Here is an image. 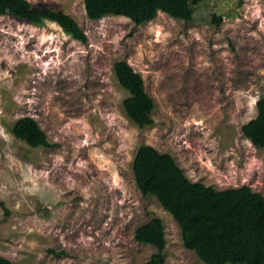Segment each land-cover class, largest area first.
<instances>
[{"label":"rangeland","instance_id":"374dc122","mask_svg":"<svg viewBox=\"0 0 264 264\" xmlns=\"http://www.w3.org/2000/svg\"><path fill=\"white\" fill-rule=\"evenodd\" d=\"M28 1L70 15L88 40L0 16V254L12 264H147L156 249L135 233L159 218L167 264H204L173 216L140 192L133 160L150 145L194 183L264 197V149L241 131L264 99V0H202L192 21L159 12L143 25L92 21L84 0ZM119 61L143 77L152 127L125 115ZM22 117L53 147L17 139L10 129Z\"/></svg>","mask_w":264,"mask_h":264},{"label":"trees","instance_id":"16d2710c","mask_svg":"<svg viewBox=\"0 0 264 264\" xmlns=\"http://www.w3.org/2000/svg\"><path fill=\"white\" fill-rule=\"evenodd\" d=\"M202 0H84L87 17H126L146 24L159 12L185 22L192 21L193 6ZM0 16H10L37 26L56 23L72 39L87 43L80 25L61 11L35 8L28 0H0ZM216 24L221 18L214 17ZM115 77L129 97L123 102L127 118L139 128L152 127L155 101L147 93L141 74L126 61L116 62ZM257 116L242 126L244 137L264 149V99L257 102ZM11 133L32 148H51L46 133L32 117H22ZM135 182L144 196H154L178 223L183 245L204 264H264V197L250 186L217 191L192 182L176 160L150 145H142L133 160ZM140 244L156 249L147 264H167L166 233L161 219L154 218L135 233ZM0 264L12 262L0 254Z\"/></svg>","mask_w":264,"mask_h":264}]
</instances>
